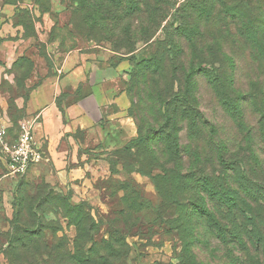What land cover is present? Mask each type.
<instances>
[{
	"label": "rangeland",
	"instance_id": "obj_1",
	"mask_svg": "<svg viewBox=\"0 0 264 264\" xmlns=\"http://www.w3.org/2000/svg\"><path fill=\"white\" fill-rule=\"evenodd\" d=\"M187 1L172 0L175 8H184ZM193 2V10L199 12L185 22L190 26L200 23L203 34L196 39L184 37L186 47L180 59L188 65L195 60L204 63L203 71L194 73L187 86L216 126L224 158L242 159L241 171L246 175L233 167L220 168L215 153L202 140L197 142L198 151L204 154L202 163L193 161L189 122L181 114L177 149L163 150L160 155L162 147L154 132L144 142L139 139L138 122L144 126L142 132L148 127L158 131L161 109L153 81L145 94L140 85L133 84L132 98L129 86L142 58L163 52V47L152 45L164 40L162 30L127 53L115 42L125 29L137 37L138 29L146 25L143 19H125L120 14L112 21L99 9L83 10L76 0H0V100H4L0 111L14 123L11 137L18 135L25 116L28 92L24 80L35 70L36 57L52 68L84 62L89 72L119 69L130 102L124 139L115 137L96 148L70 172L66 188L53 184L43 160L31 165L16 185L0 183V264L225 262L229 246L224 248L226 242L218 239V225L206 222V228L201 226L207 221L201 207L214 213L218 207L204 196L198 181L206 173L214 174L225 180L230 192L244 199L253 189L245 182L264 181V56H251L234 29L238 22L222 15L235 2L216 0L208 5L207 9L214 10L211 18L205 17L202 0ZM241 6L245 11L253 7L264 11V0ZM167 20L175 23L171 15ZM195 43L197 52L190 47ZM166 76L169 74H164L165 80ZM156 79L160 84L163 81ZM120 131L124 133L122 128ZM35 168L41 174L32 178ZM263 195L253 203L261 217Z\"/></svg>",
	"mask_w": 264,
	"mask_h": 264
},
{
	"label": "trees",
	"instance_id": "obj_2",
	"mask_svg": "<svg viewBox=\"0 0 264 264\" xmlns=\"http://www.w3.org/2000/svg\"><path fill=\"white\" fill-rule=\"evenodd\" d=\"M76 1L79 2L83 10L90 12L94 9H99L100 12L103 11L106 14L105 18L112 21L116 20L120 14L125 19L137 18V20H144V24L146 25L138 29L137 37L132 33L131 29H125L123 33H120L119 39L115 42V45L119 44L118 49H124L127 53L136 51V44L138 42L148 43L159 30H162L164 34V40H156L152 43L154 47H163V52L159 55L154 53L151 57L142 58L139 65L135 67L136 71L133 75L132 84L129 86V95L132 98L131 90H133V87L131 86L133 84L140 85L142 94H145L150 82L153 81L154 95L161 109L159 118L162 119V122L158 124V131H154L153 128L148 127V131L144 130L145 132H142L144 126L138 122L139 139L144 142L145 137L149 136V132H154L156 140L160 142V146L162 147L159 150L160 155L163 150H168L169 148L171 150L177 149L180 146L177 119L179 118V114H181L184 120L189 122L188 134L191 135L192 147L190 155L193 161L197 160L198 163H202L204 154L197 149V142L202 140L215 153V161L220 168L233 167L239 173L246 175L244 171H241L242 159L228 161L224 158L222 154L223 146L217 141L216 126L210 122L199 105L195 103L188 89L190 84L189 79L194 73L203 71L201 66L204 63L198 64L195 60V63L193 62L188 65L180 59L186 47L184 37L188 35L190 39H196L198 34H203L200 23L190 26L185 22L190 16L192 18L199 12L193 10L196 3L193 0H189L184 8H175L176 5L172 0ZM202 1L206 8L205 11L207 10L205 17H213L212 12L214 10L207 9V6L210 5L209 7H211V5L216 4V0ZM230 1L235 2V6L224 8L222 15H224V18L229 17L232 22H238L237 25H233L234 29L245 42L244 47L249 54L251 56L263 57L264 11L259 8L255 9L254 7L250 11H245L241 6L243 3L247 4L251 2L255 4L259 0ZM174 8L176 10L172 12ZM246 13H250L251 16L246 15ZM170 15L175 19V23H170L167 20ZM147 20L149 21L148 23L146 22ZM166 20L167 22L165 23ZM246 20H253L256 23L249 25L241 23ZM190 47L194 52L195 50L196 52L199 50L196 43L190 45ZM164 72L169 74V76H166V80L164 79ZM156 77L163 78L161 84ZM13 126L14 123L8 129V136L11 142H14L19 135L18 133L17 136L11 137ZM198 152L199 155H197ZM204 178L198 181V188L203 190L204 196L209 198L218 207V210L214 213L206 206H202L200 210L207 221L201 223V226L206 228V222L208 224L216 223L220 233L218 239L226 242L224 248L229 246L228 252L224 255L225 262L220 264H264V217L260 216L259 209L256 210L253 207V203L256 204V200H260L259 195L264 193V181L259 182L255 179H249V182H245L246 184H250L253 189L246 194L247 197L244 199L239 194L230 192L224 179L207 173ZM202 215L200 214L201 218Z\"/></svg>",
	"mask_w": 264,
	"mask_h": 264
},
{
	"label": "crops",
	"instance_id": "obj_3",
	"mask_svg": "<svg viewBox=\"0 0 264 264\" xmlns=\"http://www.w3.org/2000/svg\"><path fill=\"white\" fill-rule=\"evenodd\" d=\"M3 54L6 56L8 50ZM34 61L35 70L24 80L28 92L24 119L36 118L34 139L44 152L42 164L51 170L53 184L66 188L70 172L96 148L115 137L124 139L130 102L119 69L89 72L84 62L76 67L66 62L52 68L41 57ZM0 123L11 124L2 111ZM0 170V183L13 186L24 176L6 175L1 152ZM39 174L41 171L35 168L30 176L36 178Z\"/></svg>",
	"mask_w": 264,
	"mask_h": 264
},
{
	"label": "built area",
	"instance_id": "obj_4",
	"mask_svg": "<svg viewBox=\"0 0 264 264\" xmlns=\"http://www.w3.org/2000/svg\"><path fill=\"white\" fill-rule=\"evenodd\" d=\"M35 120L26 118L20 122L19 135L14 142L8 136L11 124L0 123V152L7 176L21 177L31 165L44 159V152L34 139Z\"/></svg>",
	"mask_w": 264,
	"mask_h": 264
}]
</instances>
